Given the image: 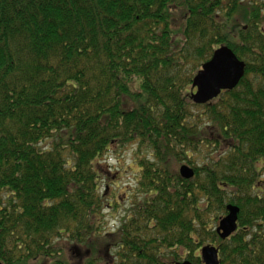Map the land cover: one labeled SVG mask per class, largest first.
<instances>
[{
	"label": "trees",
	"instance_id": "16d2710c",
	"mask_svg": "<svg viewBox=\"0 0 264 264\" xmlns=\"http://www.w3.org/2000/svg\"><path fill=\"white\" fill-rule=\"evenodd\" d=\"M259 6L0 0V262L65 264L64 243L76 262L90 254L86 264H202L205 245L219 264H264ZM219 46L245 64L243 77L194 104L192 79ZM132 145L136 197L102 234L111 206L97 162ZM183 163L190 180L178 175ZM227 205L238 227L223 240L215 228Z\"/></svg>",
	"mask_w": 264,
	"mask_h": 264
},
{
	"label": "rangeland",
	"instance_id": "374dc122",
	"mask_svg": "<svg viewBox=\"0 0 264 264\" xmlns=\"http://www.w3.org/2000/svg\"><path fill=\"white\" fill-rule=\"evenodd\" d=\"M249 1L253 4L255 3L256 5H261L259 8L262 14H260V17L262 18L260 19V23L261 26L264 27V0ZM244 8L247 9L246 6H244ZM244 13L245 12L243 10V13L239 12L236 15L240 26L245 25ZM136 148L137 147L135 145H132L121 150H112L106 153L97 162L96 169L100 172L99 192L104 194L106 191L104 206H111V208L104 211L101 216L102 224L100 226V231L102 234H108L110 231H115V229L119 226L120 220L127 215L126 213H128L129 205L132 200L136 197L134 193L135 180L138 175V166L135 162ZM202 158V155L193 157L198 164L201 163ZM183 164L188 165L187 163ZM260 181L264 184V171L260 177ZM57 247L59 249V258L65 264H86L88 260H92V257L89 254L86 257L83 256V259L80 257V261L76 262V253L75 251H71L69 245L58 243ZM100 255L103 256L104 253H101ZM101 256L96 255L95 257L103 258ZM103 262L104 260L94 263L104 264Z\"/></svg>",
	"mask_w": 264,
	"mask_h": 264
},
{
	"label": "water",
	"instance_id": "95a60500",
	"mask_svg": "<svg viewBox=\"0 0 264 264\" xmlns=\"http://www.w3.org/2000/svg\"><path fill=\"white\" fill-rule=\"evenodd\" d=\"M245 64L237 59L227 46H220L213 51L211 58L202 65L191 83V99L194 104L202 105L216 99L221 92L234 89L243 77ZM182 179L189 180L194 171L187 165L179 168ZM226 215L219 220L216 233L220 239L230 237L238 227L239 209L233 205L226 206ZM202 264H219L218 248L206 245L200 250ZM0 264H2L0 262ZM176 264H190L188 261Z\"/></svg>",
	"mask_w": 264,
	"mask_h": 264
},
{
	"label": "flooded vegetation",
	"instance_id": "af4514ba",
	"mask_svg": "<svg viewBox=\"0 0 264 264\" xmlns=\"http://www.w3.org/2000/svg\"><path fill=\"white\" fill-rule=\"evenodd\" d=\"M259 6V5H258ZM260 8V6H259ZM260 14H261V11H260ZM262 15V14H261ZM261 30H262V33L264 34V27L261 26Z\"/></svg>",
	"mask_w": 264,
	"mask_h": 264
}]
</instances>
